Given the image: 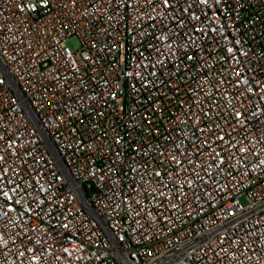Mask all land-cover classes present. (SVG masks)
Returning a JSON list of instances; mask_svg holds the SVG:
<instances>
[{"label": "built area", "instance_id": "obj_1", "mask_svg": "<svg viewBox=\"0 0 264 264\" xmlns=\"http://www.w3.org/2000/svg\"><path fill=\"white\" fill-rule=\"evenodd\" d=\"M0 264H264V0H0Z\"/></svg>", "mask_w": 264, "mask_h": 264}, {"label": "rangeland", "instance_id": "obj_2", "mask_svg": "<svg viewBox=\"0 0 264 264\" xmlns=\"http://www.w3.org/2000/svg\"><path fill=\"white\" fill-rule=\"evenodd\" d=\"M66 45L71 49V50H77L79 48V43L77 41V39L75 38H71V39H68L66 41ZM240 203L242 205H245V200L244 199H240Z\"/></svg>", "mask_w": 264, "mask_h": 264}]
</instances>
